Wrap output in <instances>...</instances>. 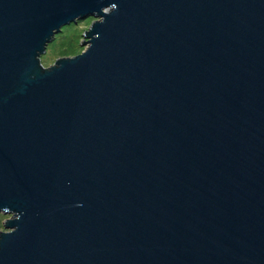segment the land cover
<instances>
[{
	"label": "water",
	"instance_id": "water-1",
	"mask_svg": "<svg viewBox=\"0 0 264 264\" xmlns=\"http://www.w3.org/2000/svg\"><path fill=\"white\" fill-rule=\"evenodd\" d=\"M1 213L0 264H264V0H0Z\"/></svg>",
	"mask_w": 264,
	"mask_h": 264
},
{
	"label": "rangeland",
	"instance_id": "rangeland-1",
	"mask_svg": "<svg viewBox=\"0 0 264 264\" xmlns=\"http://www.w3.org/2000/svg\"><path fill=\"white\" fill-rule=\"evenodd\" d=\"M95 19V16H89L64 25L62 32L57 33L53 40L48 43L46 52L41 56L42 63L49 66L60 57L74 56L83 52L86 49L84 32L88 30ZM9 216L10 214H0V231L5 230L4 222Z\"/></svg>",
	"mask_w": 264,
	"mask_h": 264
}]
</instances>
